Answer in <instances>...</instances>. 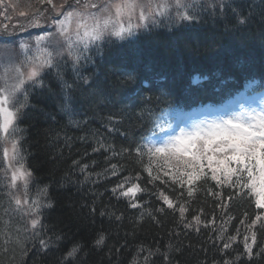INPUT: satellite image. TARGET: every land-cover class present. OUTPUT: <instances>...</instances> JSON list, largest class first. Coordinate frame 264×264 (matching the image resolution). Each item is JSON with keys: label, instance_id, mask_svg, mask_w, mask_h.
Returning <instances> with one entry per match:
<instances>
[{"label": "trees", "instance_id": "obj_1", "mask_svg": "<svg viewBox=\"0 0 264 264\" xmlns=\"http://www.w3.org/2000/svg\"><path fill=\"white\" fill-rule=\"evenodd\" d=\"M224 11L221 18L206 14V20L192 29L154 31L125 45L112 44L107 60L90 74L84 72L77 79L70 70L66 81L59 72L33 89L23 110L22 134L25 165L34 176L30 191L44 205L41 225L39 234L21 248L10 252V246H2L0 264H264L262 222L248 227L264 212L255 206L250 192L244 195L238 186H230L237 178L228 183L194 181L195 191L189 197L186 184L181 188L171 182L182 172L151 159L153 174L166 182H150L136 153L157 111L184 105L186 100L196 104L195 96L185 89L192 88L193 74H214L230 79V84L264 77V0L253 7L235 3ZM235 11L239 13L230 16ZM137 65L156 71L136 73ZM166 72L178 80L170 90ZM158 73L168 78L163 88L136 93L137 104L123 102L136 92L143 76L154 85ZM219 87L215 81L208 88L192 89L205 101ZM143 160L146 166L148 157ZM113 164L117 175L111 174ZM126 177H139L135 182L143 191L135 200L140 207H131L130 198L112 191ZM159 191L183 203L184 219L158 199ZM1 196L6 195L0 192ZM161 207L164 212L157 211ZM197 215L199 231L185 228L186 223L195 224ZM213 217L215 223L205 227ZM253 232L255 244L248 256L244 237L251 243ZM0 234L6 240L8 234ZM101 235L104 243L97 244ZM230 236L236 239L225 250L222 244ZM41 238L50 242L46 250L40 249ZM73 247L78 251L68 257Z\"/></svg>", "mask_w": 264, "mask_h": 264}, {"label": "snow or ice", "instance_id": "obj_2", "mask_svg": "<svg viewBox=\"0 0 264 264\" xmlns=\"http://www.w3.org/2000/svg\"><path fill=\"white\" fill-rule=\"evenodd\" d=\"M38 3L41 7L29 23L30 26L41 29V32L35 34L29 32L27 38L21 36L8 39L9 33L6 30L0 36V41L4 44L19 43L20 49L25 53V63L29 68L26 77L19 66L5 67L0 72V142H2L0 147L11 145V151L7 147H3L0 159L8 160L10 168H12L13 162L19 165L18 168H12V187L16 186V181L20 177H24L25 193H27V177L31 176V172L24 169L23 157L19 153V141L15 138L18 128L14 126L17 114L23 107L18 99V93L23 91L25 81L38 77L41 68L52 67L55 57L63 56L65 52L72 59L73 67H76L82 60L89 61L91 59L88 56L90 44L102 41L106 32L119 39H124L126 36L132 35L134 29L146 28L150 20L152 23H156V17L171 18L175 11L178 19L193 21L196 19L195 13L199 10L195 2L189 3L187 0H73L71 3L69 0H38ZM200 7H206V5ZM21 15H25V13L21 12ZM133 19L142 23L134 24ZM74 20L77 28L75 38L69 34L70 26ZM81 30L83 35H81ZM96 49L99 51L98 43ZM33 50H35V55L28 56L27 54ZM198 82V79L194 80V83ZM24 100H27L26 93ZM152 125L153 135H155L156 129H159V132L168 135L169 139L162 147L148 148L141 144L136 148L137 158L140 159L144 171L151 177L150 182L157 180H160L161 183L166 182L159 174H153L151 167L153 156L172 154L179 158L181 155H190L192 162L184 161V163L186 168H190L192 171L184 172L180 179H177L176 176L171 177L172 184H179L181 188H184L185 184L187 185L189 197L195 191L194 181L211 179L221 183L218 173H224L229 180L232 176H236L237 179L232 181L230 186H238L244 195L252 193L255 196V206L264 209V109L259 112L255 109L245 110L238 114H232L229 118H221L219 122L208 123L206 126L197 124L193 132L181 131L178 136L175 135L171 123L165 127L159 117L153 118ZM145 156L149 161L146 166L143 160ZM205 159L210 175L204 172L203 161ZM233 164L235 167H230ZM83 167L87 168L88 166L84 165ZM112 169L111 174L117 175L115 164L112 165ZM164 175L167 176L168 173L165 172ZM138 179L139 177H126L112 189L114 193L119 192L120 196L130 198V206L133 208L141 206L135 200L136 194L143 191L140 185L135 182ZM126 183H131V186L125 188ZM245 189L248 191L245 192ZM43 191L46 194L47 189ZM157 197L167 205L168 209L177 211L180 218L184 219L187 209L182 202L174 201L163 191L157 192ZM13 199L19 209L22 206L21 200L15 196ZM29 207L30 228L35 234L36 229L40 226L41 205L39 199ZM157 211L164 212L165 208L161 207ZM116 218L120 219V217ZM193 220L195 224L186 223L184 227L199 231L200 216H194ZM257 221H261L262 227H264V217L260 214L255 216L248 227H254ZM210 223H215V217L204 223V226L208 227ZM235 239V236L228 237V241L222 244V248L228 249ZM248 240L249 237L245 236L244 247L246 254L251 256L255 244L254 232L251 236V243ZM49 243L48 240L41 238L40 249L46 250ZM96 243H104L103 235ZM77 251L78 248L73 247L67 256L72 257ZM149 255H152L151 251H149ZM163 259L167 260L168 257L164 256ZM224 264H228V262L226 261Z\"/></svg>", "mask_w": 264, "mask_h": 264}, {"label": "rangeland", "instance_id": "obj_3", "mask_svg": "<svg viewBox=\"0 0 264 264\" xmlns=\"http://www.w3.org/2000/svg\"><path fill=\"white\" fill-rule=\"evenodd\" d=\"M230 1H233V0H196L195 3L199 9L195 13L196 19L199 17L201 13H203V16L200 18H203L206 14H210L214 18H220L221 15L218 14V11L222 8L223 5H225L226 3H229ZM69 2L71 3L73 2V0H69ZM187 2L192 3L194 1L187 0ZM201 5H206V7H200ZM40 7L41 5H39L38 0H0V36H2L6 30L9 33L8 39H14L15 37H21V36L27 38V33L29 32L34 33V34L37 32H41L42 31L41 29L32 27L30 26V23H29L31 18L37 14ZM221 10L223 11V8ZM21 12L25 13V15H21ZM238 13H239L238 11H235L233 15L238 14ZM160 21H162V23H159ZM179 21L180 19L176 17L175 11H173L171 18L156 17V23H152L150 20L146 28L138 27L134 29V32L132 35L126 36L124 39H128L133 36H136L142 32L147 31L149 28H157L155 27L157 25H162L160 28H166L165 31L168 32L169 30L175 28V26L180 25ZM132 22L134 24L142 23L135 19H133ZM125 23H126V20H125ZM76 31H77L76 21L74 20L70 26L69 34L72 35L73 38H75ZM81 35H83L82 30H81ZM109 40L111 41V40H121V39L115 37L114 35H110L108 32H106L102 41H98V42H94L90 44L89 50L91 51L93 49L92 48L93 45L99 42L109 41ZM27 55L34 56L35 50H33L32 52H29ZM62 60L73 62L72 59L67 55V52H65L63 56H56L53 61V64H55L56 62H60ZM111 64L114 66V63H111ZM16 66L20 67L21 71L24 72L25 77L28 75L29 68L27 67L25 63V53L20 49L19 43L17 42L15 44H4L2 41H0V72H2L5 67H16ZM47 68L48 67L41 68L39 76L36 77L34 80H26L23 85V90L27 84L36 81L43 74V72L46 71ZM148 68H149L148 66L145 68H142L141 66L137 65L135 67V70H136V73L143 72L145 70L148 73H153L156 71L154 69L148 70ZM176 78H177L176 76L172 75L170 83L167 86L169 90L171 89V85L178 83V80ZM142 79L148 80L144 76L142 77ZM200 80L201 79H199V81ZM137 86L141 90L144 89V85L142 86L140 84H137ZM250 87H251L250 84H247L245 86V88H248L246 89V92L249 91ZM22 92L18 93L19 101L22 98ZM117 102H120V100H118ZM20 103L22 102L20 101ZM235 104L236 105H234V103L232 104L234 109L227 112L226 114H222L220 112H213V113L210 112V113H205L203 117L202 115L191 114L190 116L195 117V118H192L188 122L189 125L187 129H185V127H182L183 121L171 122L172 129L175 131V135L178 136L181 131H184L185 133L193 132L197 124H203L204 126H206L208 123L219 122L221 118H229L232 114H238L245 110H250V109H255L257 110V112H259L262 109H264V94H262V96H255V97L250 96L247 99V101H244L242 98L241 100H239L238 103H235ZM168 125H166L165 127H167ZM186 130H189V131L187 132ZM159 136L161 138H158V139L153 138L151 141V144L148 143L150 144L149 148L153 146L162 147L169 139V136L164 133L159 132ZM15 138H16V133H15ZM3 147H7L11 151L10 144L3 145ZM3 147H1L2 151H3ZM167 155L172 156V154H167ZM166 156L165 155L153 156L154 158L153 161L155 162L157 161V162L169 165L168 164L169 162H166V161L163 162ZM181 156H184L185 158H181V157L177 158L176 156H173V157L168 156L169 161H170V166L172 167V169L178 170L182 173L186 171L188 172L192 171V169L186 168L185 163H184V161L192 162L191 156L190 155H181ZM203 164H204V170H208L207 172L210 173V170L207 168L206 159L203 161ZM18 167L19 165L16 162L12 163V168H18ZM230 167H235V165L234 164L230 165ZM12 168L9 167L8 160L0 159V184H1V181H3L4 188H5L3 191H1L3 189V186L1 185L0 191L6 195V196H1L0 198V232L3 233L4 235L5 233L8 234L7 238H5L6 240H1L0 238V249L2 246L7 245V246H10V252L12 249L21 248L28 239H32L33 236L39 234V230H38L39 227L36 229L35 234H34L33 230H31L30 228V223H29L31 219V216L29 214L30 213L29 206L37 200L34 193H31V196H30L28 192V189H29L28 185L31 184L32 177L31 176L27 177V193H25V190H24L25 178L24 177H20L16 181V186L12 187V182H11ZM24 169L28 171L25 168V166H24ZM218 176L220 180L222 181L229 180L227 179L224 173H218ZM234 177L236 176H232L231 178H234ZM250 194L255 199V196L252 193ZM14 196L18 197L22 202V206L19 207V209L15 203V200L13 199ZM40 205H41L40 207V210H41L43 204L40 202ZM262 217H264V214ZM39 219L41 223V218L39 217ZM2 261L3 260H0V263Z\"/></svg>", "mask_w": 264, "mask_h": 264}, {"label": "bare ground", "instance_id": "obj_4", "mask_svg": "<svg viewBox=\"0 0 264 264\" xmlns=\"http://www.w3.org/2000/svg\"><path fill=\"white\" fill-rule=\"evenodd\" d=\"M161 81V78H159L158 76H157V82L159 83ZM199 82H202L201 80L199 81ZM159 86H160V84H159ZM139 96H136V95H134V97L132 98V99H134V100H130V101H134V104H137V102L139 101V98H138ZM123 101H124V99H123ZM1 185L2 184H0V189H1ZM2 191V190H1ZM0 191V192H1ZM8 250V249H7ZM15 251H17V250H15ZM18 252V251H17ZM127 252V251H126Z\"/></svg>", "mask_w": 264, "mask_h": 264}]
</instances>
